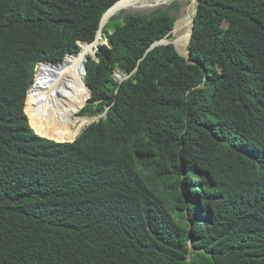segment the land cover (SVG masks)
Masks as SVG:
<instances>
[{
    "label": "trees",
    "instance_id": "1",
    "mask_svg": "<svg viewBox=\"0 0 264 264\" xmlns=\"http://www.w3.org/2000/svg\"><path fill=\"white\" fill-rule=\"evenodd\" d=\"M123 1L0 0V264H264V0H198L189 61L150 50L167 11L114 16L80 112L105 117L74 142L35 126L37 68Z\"/></svg>",
    "mask_w": 264,
    "mask_h": 264
},
{
    "label": "bare ground",
    "instance_id": "2",
    "mask_svg": "<svg viewBox=\"0 0 264 264\" xmlns=\"http://www.w3.org/2000/svg\"><path fill=\"white\" fill-rule=\"evenodd\" d=\"M139 1L140 0H124L122 3L118 4L112 9L110 16L104 19L102 25L105 26L109 19H111L113 16L116 14L118 15L121 11L129 8L131 5ZM183 1L192 2V6L187 9L188 14L178 22L175 29V36L173 37L174 39L171 42L176 45L181 53L184 50L183 54H186L188 51L185 45H188L189 43L192 28V19L190 18L189 11L191 9H195L197 1ZM153 3L154 2L151 4ZM99 41H103L102 35L100 33L93 43H88L89 45L86 47L82 55H80L81 53L77 54L82 56L81 59H71L69 63L64 66L51 65L44 67L39 71L40 73L38 78H36V84L30 90L28 105L32 112L35 126L43 134L56 136L62 141H74L79 136V132L82 130V128L94 121L93 118L75 119V115L78 112V108L80 106L79 99L81 93L78 83L80 76L84 75L85 58L88 56L87 54L89 50L98 46ZM161 42L168 43L169 40H164ZM82 44L83 43H81V47H83ZM77 55L71 56L75 57ZM44 65L48 64L45 63L41 65L38 70Z\"/></svg>",
    "mask_w": 264,
    "mask_h": 264
},
{
    "label": "rangeland",
    "instance_id": "3",
    "mask_svg": "<svg viewBox=\"0 0 264 264\" xmlns=\"http://www.w3.org/2000/svg\"><path fill=\"white\" fill-rule=\"evenodd\" d=\"M146 0H140L139 2H137V3H135V4H133V5H131L129 8H126L125 10H123V11H121L118 15L116 14L115 16L116 17H123L124 15H127V14H133V15H141V16H146V17H150V16H152L154 13H156V12H158V11H160V10H162V11H167L168 13H170L173 17H175V19L177 20V22H176V24H175V28H174V31H175V29H176V26H177V24H178V22L179 21H181L188 13H187V9H189L191 6H192V2H189V1H181V2H183L182 3V7H183V9L181 10V11H179V12H174L173 10H171V8H168L167 9V7H169V4L173 1V0H154V1H152V0H147L146 2H145ZM150 2V3H149ZM152 2H154L153 4H151ZM143 3V4H142ZM145 3V4H144ZM172 7V6H171ZM142 9V10H141ZM196 9H197V5L195 6V9L193 10V9H191L190 11H189V15H190V18L193 20V16L195 15V13H194V11L196 12ZM127 11V12H126ZM114 17V16H113ZM112 17V18H113ZM182 17V18H181ZM109 21H110V19H109ZM108 21V22H109ZM116 23H119V21H115L114 23H112L111 24V26L109 27V31H110V33H112V31L114 30V24H116ZM108 24V23H107ZM106 24V25H107ZM106 25L105 26H103L102 25V29H101V31L99 32L101 35H102V39H103V43L102 44H99L96 48L94 47V48H92L91 50H89V52H88V56H94L95 57V52H96V49L98 48V47H100V46H102V45H106V44H108V40H107V34H105L104 33V29H105V27H106ZM192 29V28H191ZM174 31L172 32V34H171V36L169 37V38H166L167 40H169V42L168 43H162L161 41H163V40H161L160 42H158V45H160V46H165V45H167V44H172V45H174L175 46V48L178 50V48L176 47V45L173 43V42H171L174 38ZM98 33V34H99ZM98 37V36H97ZM185 47L187 48V53L185 54H183V52H184V50L182 51V53L178 50V52L183 56V57H185L186 59H188V57H189V50H188V45L186 44L185 45ZM82 48L83 47H81V50H82ZM186 48H185V50H186ZM94 50V51H93ZM83 51V50H82ZM91 51H93L92 53H90ZM90 53V54H89ZM82 58V56H80L78 59H81ZM53 65V64H52ZM54 65H57V64H54ZM51 66V65H50ZM57 66H61V65H57ZM38 71V70H37ZM40 73V72H39ZM39 73H38V75H39ZM36 74H37V72H36ZM38 75H37V78H38ZM124 73H122L121 71H116V73H115V75H114V77H115V79L117 80V81H121V80H123V78H124ZM125 76H127V75H125ZM83 77H84V75L83 76H80V79H79V83H78V87H79V90H80V99H79V101H80V106H79V108H78V112L76 113V115H75V119H77V118H93L94 119V121H92V122H90L89 124H87V125H85L84 126V128L82 129V131L84 130V129H86L88 126H90L92 123H94V122H96V121H98L99 119H101L100 117H105V115H106V112L104 113V114H102V115H100V116H95V117H82V116H80V112L82 111L81 110V108H82V105H83V103H82V101H83V92H82V88H83ZM122 78V79H121ZM121 79V80H120ZM37 81V80H36ZM35 84H36V82H35ZM34 84V85H35ZM90 100V99H89ZM29 103V102H28ZM88 104V103H87ZM86 104V105H87ZM29 106V105H28ZM30 113H31V115H32V112H31V110H30ZM33 118V117H32ZM81 131V132H82ZM81 134V133H80ZM79 134V135H80ZM67 141H72V140H67Z\"/></svg>",
    "mask_w": 264,
    "mask_h": 264
},
{
    "label": "water",
    "instance_id": "4",
    "mask_svg": "<svg viewBox=\"0 0 264 264\" xmlns=\"http://www.w3.org/2000/svg\"><path fill=\"white\" fill-rule=\"evenodd\" d=\"M197 1V7H198V5H199V1L198 0H196ZM120 2V1H119ZM118 2V3H119ZM117 4V3H116ZM115 4V5H116ZM114 5V6H115ZM114 6L113 7H111L104 15H103V17H102V20H101V23H100V29H99V32L101 31V25H102V22L104 21V19L107 17H109L110 16V13H111V11H112V9L114 8ZM197 15V9H196V12H195V15H194V17H193V20H192V29H191V36H190V40H191V38H192V34H193V25H194V18H195V16ZM174 31V30H173ZM98 32V33H99ZM97 36H98V34H97ZM190 40H189V43H190ZM161 41V40H160ZM160 41H158V42H160ZM158 42H156L152 47H151V49L150 50H153L154 48H156V47H158V46H160V45H158ZM81 43H84V42H81ZM81 43L79 44L80 45V47H81ZM89 43V42H88ZM93 43V42H92ZM188 43V44H189ZM89 44H91V43H89ZM167 45H170V44H167ZM166 46V45H165ZM98 50H99V47L96 49V52H95V56H96V53L98 52ZM177 50V49H176ZM178 51V50H177ZM70 55H77V54H70ZM86 61H87V59H86ZM86 61H85V63H84V83H85V86L89 89V91H90V98H91V89L89 88V86L87 85V83H86V81H85V75H86V73H87V68H86ZM188 61H189V57H188ZM46 64H56V63H46ZM129 77H127V76H125L124 75V78H123V80H121V81H118L119 83H122L124 80H126V79H128ZM88 103V102H87ZM100 118H102V117H100ZM76 140V139H75ZM74 140V141H75ZM74 141H65V142H74Z\"/></svg>",
    "mask_w": 264,
    "mask_h": 264
},
{
    "label": "flooded vegetation",
    "instance_id": "5",
    "mask_svg": "<svg viewBox=\"0 0 264 264\" xmlns=\"http://www.w3.org/2000/svg\"><path fill=\"white\" fill-rule=\"evenodd\" d=\"M181 1H183V0H173L170 4H169V7H167V9L168 8H171V10H173L174 12H179V11H181L182 9H183V7H182V3L183 2H181ZM172 6V7H171ZM170 14V13H169ZM171 15V14H170ZM172 16V15H171Z\"/></svg>",
    "mask_w": 264,
    "mask_h": 264
},
{
    "label": "clouds",
    "instance_id": "6",
    "mask_svg": "<svg viewBox=\"0 0 264 264\" xmlns=\"http://www.w3.org/2000/svg\"><path fill=\"white\" fill-rule=\"evenodd\" d=\"M42 65H43V64H42ZM39 67H40V66H39ZM39 67H38V68H39ZM38 68H37V69H38ZM35 82H36V79H35ZM34 84H35V83H34ZM33 86H34V85H33ZM28 92H29V91H28ZM27 95H28V93H27ZM26 102H27V101H26Z\"/></svg>",
    "mask_w": 264,
    "mask_h": 264
}]
</instances>
